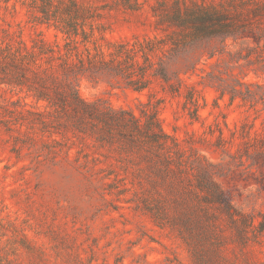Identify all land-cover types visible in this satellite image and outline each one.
Returning a JSON list of instances; mask_svg holds the SVG:
<instances>
[{"label": "rangeland", "instance_id": "374dc122", "mask_svg": "<svg viewBox=\"0 0 264 264\" xmlns=\"http://www.w3.org/2000/svg\"><path fill=\"white\" fill-rule=\"evenodd\" d=\"M29 1L0 0V264H264V64L239 58L255 41L229 40L230 52L213 57L221 43L206 44L195 68L165 58L182 81L150 69L135 89L91 69L86 48L109 59L112 45L165 36L157 11L174 0H76L100 13L95 43L37 21ZM209 73L262 87L231 102ZM71 87L98 109L92 117L61 106ZM129 113L155 115L170 148L128 139L112 118ZM211 180L253 221L244 238L212 202Z\"/></svg>", "mask_w": 264, "mask_h": 264}, {"label": "trees", "instance_id": "16d2710c", "mask_svg": "<svg viewBox=\"0 0 264 264\" xmlns=\"http://www.w3.org/2000/svg\"><path fill=\"white\" fill-rule=\"evenodd\" d=\"M113 1L131 8L138 4L137 0ZM29 4L37 21L53 23L69 37L81 36L82 42L95 43V30H103L102 27L99 28L94 23L95 19L100 17L97 9L80 4L76 0H30ZM157 12L158 23L166 24L171 29L169 33L163 37L155 36L145 38L143 41L136 40L131 44L112 45L114 49L109 51V59L105 58L103 51L99 50L93 54L89 48H86L89 67L107 70L113 75L122 76L135 89H142L147 86L148 81L145 77L149 74L150 69L153 75L165 82H168L173 75L180 83L182 77L179 72L170 73L168 70L166 63L169 60L185 56L191 64L193 62V68H195L197 63H194V59L202 56L205 51L204 45L214 41L221 43L219 49L208 53L209 57H213L217 52H230L229 40L235 44L240 40L246 41L247 39H253L256 45L248 46L245 54L239 52V58L245 59L248 63H254L257 59L264 64V54L262 55V52L259 51L264 49V26L260 25L261 21L264 20V0H218L212 2L174 0L170 4L160 3ZM66 46L67 53H71L78 47V42L72 39V42H68ZM40 48V52H46L44 47ZM254 53L257 54L256 58L253 57ZM10 55L26 61L27 56H30L31 53L19 52L16 54L10 52ZM155 56L158 57L157 62L153 60ZM139 57L143 61H140ZM78 58L84 65L85 58L80 55ZM187 66L190 67V63ZM209 76L223 81L218 87L220 96L229 94L231 102L236 97H241L243 100L248 97L254 99L258 93L253 89V86L262 87L260 84L234 79V74H229L233 83H224L225 78L214 73H209ZM223 84H226L228 88L223 87ZM171 86H176V84ZM178 91L179 89H175V92ZM60 96L63 97L61 106L67 105L78 114L84 113L92 117L93 110H98L93 104H89L80 98L74 87H71L66 95ZM37 97L41 99L47 96L38 94ZM185 97L186 104L194 105L193 116L198 117L199 102L195 93L188 91ZM49 102L52 101L49 100ZM120 113H125V111H120ZM112 120L120 126L127 127L128 130L125 134L131 141L145 143L152 149L167 151L170 148L168 147L169 135L164 132L155 115L148 116L143 121L133 113H129V117L120 114ZM207 184L212 185L210 189L212 202L219 205L237 228L238 234L244 238L247 229L253 226V221L235 208L231 200L213 180ZM200 186L203 188L204 185L200 184ZM239 223L243 227L239 226Z\"/></svg>", "mask_w": 264, "mask_h": 264}]
</instances>
